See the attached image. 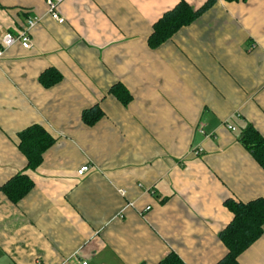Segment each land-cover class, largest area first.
Segmentation results:
<instances>
[{"label": "crops", "instance_id": "1", "mask_svg": "<svg viewBox=\"0 0 264 264\" xmlns=\"http://www.w3.org/2000/svg\"><path fill=\"white\" fill-rule=\"evenodd\" d=\"M180 1L66 0L61 24L46 0H0V42L42 17L31 48L0 57V187L20 172L35 184L18 203L0 190V264H156L171 251L217 264L227 254L225 200L264 197V169L240 140L248 124L264 136V0H216L151 47L154 24ZM50 68L62 78L47 87ZM116 83L133 96L127 106L109 92ZM95 104L104 116L87 125ZM32 124L55 138L35 169L19 148ZM238 259L264 264V234Z\"/></svg>", "mask_w": 264, "mask_h": 264}, {"label": "trees", "instance_id": "2", "mask_svg": "<svg viewBox=\"0 0 264 264\" xmlns=\"http://www.w3.org/2000/svg\"><path fill=\"white\" fill-rule=\"evenodd\" d=\"M247 1V0H226ZM216 0H208L200 8H195L186 0H181L173 8L167 10L154 24L149 37V45L158 47L171 40L183 26L197 20L214 5ZM1 7V6H0ZM62 78L55 69H47L40 76L45 86H51ZM109 92L127 106L133 99L131 92L122 83L114 84ZM104 116L99 104L87 108L82 113V120L87 125H94ZM19 148L28 159V168L35 169L43 161L44 153L54 143L55 138L40 124H32L19 133ZM240 140L255 160L264 169V136L253 125L248 124L241 132ZM35 184L24 172L17 173L0 190L13 202L18 203ZM225 206L233 213L232 221L220 232V239L228 252L217 264H240L239 256L264 234V197L248 202L228 198ZM156 264H187L176 252L171 251Z\"/></svg>", "mask_w": 264, "mask_h": 264}, {"label": "built area", "instance_id": "3", "mask_svg": "<svg viewBox=\"0 0 264 264\" xmlns=\"http://www.w3.org/2000/svg\"><path fill=\"white\" fill-rule=\"evenodd\" d=\"M66 0H46V5H47V14L50 15L52 19L57 21L58 23H65L66 18L61 14L60 12V6L63 2ZM42 17H30L27 20V24L22 28L17 30L16 33L12 32H7L1 42H0V57L4 54V52L11 46H13L16 43H20L24 48H31L33 43L31 39V30L41 21ZM229 129L235 130L236 128L228 124L227 125ZM204 148L202 146H198L193 148V153L195 155H200L203 153ZM90 164L83 165L79 170L78 174L79 175H84L87 172L90 171L91 169ZM121 192L125 195L126 191L124 189L121 190ZM127 207H135L134 202H128L125 205V208ZM151 209V206H147L144 209V212L148 211ZM82 264H87V261H84Z\"/></svg>", "mask_w": 264, "mask_h": 264}]
</instances>
